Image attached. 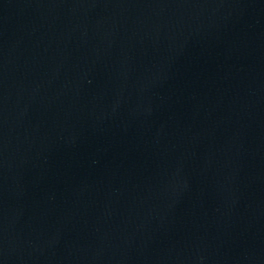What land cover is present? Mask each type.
<instances>
[{"label": "water", "instance_id": "95a60500", "mask_svg": "<svg viewBox=\"0 0 264 264\" xmlns=\"http://www.w3.org/2000/svg\"><path fill=\"white\" fill-rule=\"evenodd\" d=\"M0 264H264V0H0Z\"/></svg>", "mask_w": 264, "mask_h": 264}]
</instances>
